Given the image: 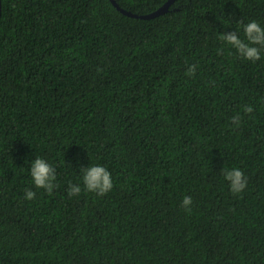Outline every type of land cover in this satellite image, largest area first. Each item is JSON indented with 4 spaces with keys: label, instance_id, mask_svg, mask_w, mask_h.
<instances>
[{
    "label": "trees",
    "instance_id": "trees-1",
    "mask_svg": "<svg viewBox=\"0 0 264 264\" xmlns=\"http://www.w3.org/2000/svg\"><path fill=\"white\" fill-rule=\"evenodd\" d=\"M116 1L139 16L2 0L0 264H264V50L253 62L219 38L264 27V0ZM93 165L111 173L103 196L84 188Z\"/></svg>",
    "mask_w": 264,
    "mask_h": 264
},
{
    "label": "clouds",
    "instance_id": "clouds-1",
    "mask_svg": "<svg viewBox=\"0 0 264 264\" xmlns=\"http://www.w3.org/2000/svg\"><path fill=\"white\" fill-rule=\"evenodd\" d=\"M244 39L242 40L237 32L222 33L220 40L226 42L237 50L239 55L253 62L261 58V51L264 50V27L257 21L253 20L243 25ZM189 74L195 73V65L188 69ZM246 112L251 113L252 107L246 106ZM238 117H234L233 121L238 122ZM83 183L84 188L89 192H95L98 195H105L113 187L111 173L101 165H93L88 168H83ZM31 177L34 185L37 188L46 189L48 193L53 191V181L56 179L55 169L43 158L37 157L31 163ZM224 178L229 181L230 189L233 194L241 193L247 185V180L242 170L234 168L225 170ZM81 192L79 185H71L69 187V195H78ZM36 193L31 190H26V199H34ZM192 198L185 196L182 201V207L190 212Z\"/></svg>",
    "mask_w": 264,
    "mask_h": 264
},
{
    "label": "water",
    "instance_id": "water-1",
    "mask_svg": "<svg viewBox=\"0 0 264 264\" xmlns=\"http://www.w3.org/2000/svg\"><path fill=\"white\" fill-rule=\"evenodd\" d=\"M113 2L115 3V5L120 8L124 13L126 14H131V15H135V16H139L135 13H132L131 11H127L125 10L124 8L120 7L118 2L116 0H113ZM168 6H169V1H167L163 6L162 8L159 10V11H155V12H152V13H149V14H143V15H140L142 17H145V18H150V17H154L155 15H157L158 13H160L161 11H165L168 9ZM1 9H2V0H0V14H1Z\"/></svg>",
    "mask_w": 264,
    "mask_h": 264
}]
</instances>
